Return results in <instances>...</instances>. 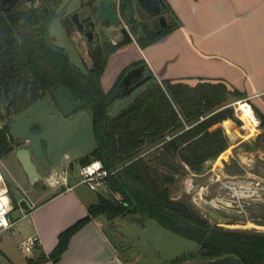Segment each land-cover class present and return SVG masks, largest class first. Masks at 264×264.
Listing matches in <instances>:
<instances>
[{
	"label": "trees",
	"instance_id": "trees-1",
	"mask_svg": "<svg viewBox=\"0 0 264 264\" xmlns=\"http://www.w3.org/2000/svg\"><path fill=\"white\" fill-rule=\"evenodd\" d=\"M166 9L163 36L177 28L167 5ZM49 13V6L43 3L38 10L24 7L10 11L8 21L0 17V160L15 148L11 119L47 96L52 88L63 85L94 115L98 146L80 159L81 166L100 160L108 170L118 171L108 179L109 196L99 194L87 215L59 235L50 254L40 251L28 264L56 263L71 236L101 216L110 227L121 219H150L199 243L196 252L178 262L199 258L206 264L232 254L244 264H264V233L225 229L172 194L182 178L205 173L208 163L228 148L223 123L241 126L231 106L232 98L240 99L241 94L223 81L201 79L190 84L182 80L160 82L153 77L133 100L111 114L112 96L122 76L145 62L128 67L112 89L104 91L102 77L108 56H98L88 76L71 68L41 37ZM154 41L156 38L141 47ZM258 117L264 129V116Z\"/></svg>",
	"mask_w": 264,
	"mask_h": 264
},
{
	"label": "crops",
	"instance_id": "crops-1",
	"mask_svg": "<svg viewBox=\"0 0 264 264\" xmlns=\"http://www.w3.org/2000/svg\"><path fill=\"white\" fill-rule=\"evenodd\" d=\"M164 2L176 20L177 28L145 48L134 45L117 51L108 62L102 77L103 89L109 90L130 64L144 61L160 82L182 80L195 84L201 79L225 82L241 94V100L246 99L250 103L260 120L258 116H264V0ZM111 67L112 77L109 75ZM223 126L229 141L228 148L217 159L208 163L205 173L189 175L192 178L182 184V190H178V198L204 210L206 203L203 202L207 201L204 195L209 192L213 211L230 209L228 203L220 205L216 199L218 192L223 193L219 182L207 187V180L214 176H218L219 180L239 177L229 174L226 169L223 171L231 161L241 167L245 173L244 178L256 177L264 183L263 178L253 173V154L249 152L250 149L246 147L245 150H240L242 145L250 144L258 137L261 130L257 135L247 137L242 123L237 128L231 121H225ZM82 157L80 153L79 160ZM196 178L204 182L198 186ZM191 180L195 182V188L190 185ZM78 184L70 185L69 181L70 189L61 187L60 191L51 194L48 189L41 191L30 215L19 220L26 221L29 231L19 244L34 235L38 237L39 248L22 264H28L40 251L50 254L58 244L59 235L84 218L88 207L97 203L98 200L95 201L86 192L78 190ZM174 198L177 199L176 196ZM260 203L264 205L263 200L252 202L251 205ZM261 208L264 210V206L258 210ZM102 218L93 219L73 234L59 260L56 263L48 261L47 264H134L123 258L110 242L106 233L112 227L105 230L100 220ZM10 261L15 264V261ZM182 264L190 263L187 261Z\"/></svg>",
	"mask_w": 264,
	"mask_h": 264
},
{
	"label": "water",
	"instance_id": "water-1",
	"mask_svg": "<svg viewBox=\"0 0 264 264\" xmlns=\"http://www.w3.org/2000/svg\"><path fill=\"white\" fill-rule=\"evenodd\" d=\"M109 3L110 1L101 0L100 18L112 19L113 24H118L117 17L108 8ZM135 5L134 8L132 4H128V0L119 1L120 13L128 23L134 21L135 11L140 9L149 17H159L161 26L166 27L167 21L161 15L159 0H135ZM49 32L57 38L58 45L65 48L64 53L68 55L70 64L83 75L88 76L87 67L62 27L59 26L56 29L52 26ZM124 32L127 33L126 30ZM144 72L143 64L132 68L123 77L120 87L127 90L113 96L111 114L133 100L143 91L145 84L155 77L154 74H150L140 78ZM133 81H135L134 84H132ZM51 97L56 107L49 106L46 96L15 115L9 123L10 136L17 142L15 158L31 185L43 178L36 161H39L50 175L61 165L63 158L69 152L77 150L83 156H89L98 146L93 127V113L85 109L74 113L76 109L82 107V104L74 101L70 90L63 86L52 89ZM61 114L70 118L63 119ZM35 128L38 130L34 131ZM22 141L26 143V146H20ZM191 206L215 223H232L224 212L213 211L210 204L204 205L205 210L209 212L197 206ZM106 235L121 256L134 264H170L186 254L196 252L200 246L198 242L164 228L150 219L144 221L121 219L116 222L115 227L107 231ZM206 264L244 263L237 256L230 254L208 260Z\"/></svg>",
	"mask_w": 264,
	"mask_h": 264
},
{
	"label": "flooded vegetation",
	"instance_id": "flooded-vegetation-1",
	"mask_svg": "<svg viewBox=\"0 0 264 264\" xmlns=\"http://www.w3.org/2000/svg\"><path fill=\"white\" fill-rule=\"evenodd\" d=\"M102 1H110V3L108 4V8L112 12V14L117 17L119 22L118 24H113L112 19L104 20L100 18L99 12L101 0H0V17L8 21V13L10 11H13L14 9L25 7L38 10L41 8L43 3H47L50 8L48 25L46 27V30L41 34V37L44 39L45 44L51 50H53V52L63 56L67 64L78 72L80 71L70 64L68 55L64 53L65 48L59 46L57 43V38L50 34L49 30L52 26H55L56 29H58L59 26L62 27V29L66 33L67 38L69 39L75 50L78 52L81 60L83 61L87 69L93 66L98 56L104 57L105 55H107L109 62L111 57L114 56L117 51H119L122 47L136 45L142 48V44L152 40L153 38H156V41L153 42L155 43L164 37L162 34L164 33L167 25L166 27H162L159 17H149L145 12L141 11L140 9H137L134 13V21L132 23H128L120 13V0ZM159 1L161 7V15L166 18V4L164 0ZM128 4H132L134 8L136 6L135 0H128ZM124 30H126L127 33H125ZM126 38L128 39L126 40ZM133 64H130L128 67L132 66ZM143 64L145 65V72L140 78L152 74L148 71V67L145 63H141L140 65ZM137 66H134L132 68H135ZM127 68H125L122 73ZM132 68L127 70L122 76L117 86V91L113 94V96L117 94L120 95L127 90L124 89V87H120V83L122 82L123 77ZM120 75L118 76V78L120 77ZM118 78L109 90H111L112 87L116 84ZM134 82L135 81H133L132 84H134ZM57 87L52 89H56ZM63 87L69 89L66 86ZM71 95L73 100L76 101L73 97L72 92ZM47 97L49 101V106L51 108L56 107V104L51 97V91L47 95ZM76 102L80 103L78 101ZM80 110H84L83 104L82 107L76 109L74 113ZM62 117L63 119L70 118L64 117L63 115ZM37 130V128L34 129V131ZM13 143L16 144L17 142L13 141ZM20 146H26V143L22 141L20 142Z\"/></svg>",
	"mask_w": 264,
	"mask_h": 264
},
{
	"label": "rangeland",
	"instance_id": "rangeland-1",
	"mask_svg": "<svg viewBox=\"0 0 264 264\" xmlns=\"http://www.w3.org/2000/svg\"><path fill=\"white\" fill-rule=\"evenodd\" d=\"M110 70L111 71L109 72V75H111L110 73H112L113 71L112 67ZM188 83L193 84L192 82H188ZM239 100L241 99L232 98V101H233L232 103L237 102ZM0 126H3V124H0ZM260 130H261V133L259 134V136L256 137L254 140H252L250 144L242 145L240 147L241 148L240 150H245L246 147L250 149L249 152L253 154V163H252L253 173L264 179V131H262L261 128ZM15 150H16V147L9 154L8 157H6L3 160H0V172L4 178V181L9 187L10 196H11L13 208H14L11 213V217L13 220L18 221L17 224L15 225L14 230H10L9 232L8 231L4 232L0 236V239H2V242L0 243V249H1L0 264H11L10 260L15 261V264H22V263H25L27 258L32 256V253H27L19 249V242L27 236L28 234L27 232L29 231L26 225V221L25 220L19 221L20 219H22L23 214L18 209V203L20 202L24 208L28 209L29 208L28 203L31 204L32 206L37 204V196L41 194V191L48 189L50 190V194H51L54 192H58L62 189L61 187H50L48 185L46 181V177H49V174L44 169V167L41 166V164L38 161H36V164L43 178L42 180L37 181L33 185L29 184L26 175L24 174L22 168L20 167L19 163L17 162L15 158V154H14ZM79 156H80V152L77 150H73L69 152L63 158L61 165L54 170L55 174H60L61 171L66 167L67 163L70 161L71 163H70V168L68 172L70 185L78 184L80 181L79 168L81 167V164H80ZM225 169L229 171V174H234V175L239 176L237 177L239 179L244 178V174H245L244 171L241 169V167H238L232 161L228 164V168L227 167L223 168V171ZM208 176L209 174L206 175V179ZM55 178L57 179V176ZM189 178H192V177L187 175L186 177L182 178L181 181L178 183V185H176L173 188L172 194L173 196H176L177 199H179L178 190L179 191L182 190V184ZM196 182L199 186L204 181L197 180L196 178ZM78 185H79L78 190L86 192V194L94 198L95 201L98 200L99 194L104 195V196H109L108 189L107 190L100 189L98 192H94V191H90L89 189H87L84 185H81V184H78ZM218 194H223V193L218 192ZM210 197H211L210 192L204 195V199L207 201L211 199ZM207 201L203 203H208ZM194 206H197V205H194ZM261 206H264V205H262V203L258 205L257 204L252 205V206L248 205V213L250 214L251 218H253V221H250V223H243V224H238V225L220 223L221 224L220 226L225 229H229V230H252L256 228L255 226H264V210L262 209L258 210V208ZM240 219H243V218H240ZM100 220H102L103 222L102 225L105 230L110 227L109 222L106 219H104V217ZM115 224L116 223L113 224L114 226H112V228L115 227ZM182 260L179 262L176 261L170 264H179V263L182 264L187 261H189L190 264H201V259L199 258L188 259L184 261Z\"/></svg>",
	"mask_w": 264,
	"mask_h": 264
},
{
	"label": "built area",
	"instance_id": "built-area-1",
	"mask_svg": "<svg viewBox=\"0 0 264 264\" xmlns=\"http://www.w3.org/2000/svg\"><path fill=\"white\" fill-rule=\"evenodd\" d=\"M234 108L235 116L242 123V127L247 133V137H252L260 132V120L257 118L252 106L246 99L239 100L231 104ZM246 117L247 122L244 119ZM70 161L67 163L66 167L61 171L60 174H55L53 171L49 177H46V181L49 186L52 187H64L65 189H70L68 172L70 168ZM118 169L108 170L105 168L100 160H94L89 164L83 165L79 168L80 181L79 184L84 185L90 191L98 192L100 189H108V179L111 175L115 174ZM57 176V179L55 178ZM219 182L220 190L223 191V195L219 194L217 196L218 203L224 205L223 203H228L230 209L222 208V211L226 214L229 220H232L233 225L250 223L253 221L250 214L248 213V205L252 206V202L264 201V183L258 180L256 177L247 178H233V179H223L219 180L218 176L210 178L207 180V187L211 184ZM192 187H196L193 180L190 181ZM202 189V188H200ZM211 199L206 204H210ZM29 208H24L21 203H18V209L23 214L22 218L30 215V212L34 205L29 204ZM13 203L10 196L9 187L7 186L4 178L0 172V236L4 232H9L15 229L16 221L12 220L11 213L13 211ZM239 218V219H237ZM243 218V219H240ZM19 220V219H18ZM215 223V222H214ZM221 225L220 223H215ZM252 229L259 233H264V226H255ZM38 248V237L31 236L25 241L19 244V249L32 253Z\"/></svg>",
	"mask_w": 264,
	"mask_h": 264
},
{
	"label": "bare ground",
	"instance_id": "bare-ground-1",
	"mask_svg": "<svg viewBox=\"0 0 264 264\" xmlns=\"http://www.w3.org/2000/svg\"><path fill=\"white\" fill-rule=\"evenodd\" d=\"M243 117H244L245 121L247 122L245 115Z\"/></svg>",
	"mask_w": 264,
	"mask_h": 264
}]
</instances>
